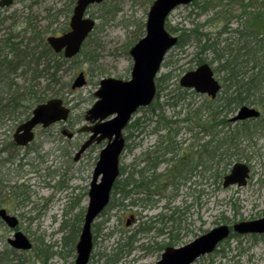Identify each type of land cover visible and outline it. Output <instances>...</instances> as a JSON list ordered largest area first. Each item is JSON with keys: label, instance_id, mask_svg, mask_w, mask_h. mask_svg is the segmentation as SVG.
Segmentation results:
<instances>
[{"label": "rangeland", "instance_id": "rangeland-1", "mask_svg": "<svg viewBox=\"0 0 264 264\" xmlns=\"http://www.w3.org/2000/svg\"><path fill=\"white\" fill-rule=\"evenodd\" d=\"M154 1L107 0V7L115 6V4L119 6L120 12L112 21L105 20L107 16L105 8L93 5L88 10V15L95 19L97 26L93 33V40H89L85 48L86 54H80L79 57L62 65L64 69L57 74V78L60 79L59 83H52L45 78L36 81L38 82L37 91L50 88L51 90L47 89L43 95L49 97L56 93V97L62 100L63 106L71 110L65 123L66 127L70 125L72 128H69L70 130L75 131L84 124L86 111L96 101L94 93L99 88L100 80L111 77L127 81L131 77L133 64L128 51L145 35V30L144 33L138 35L137 26L141 21H146L148 9ZM207 1H211L209 16L214 15L212 28L215 32L220 29L218 27L221 25L222 16L230 18L231 27L234 28L237 25L244 27L260 24L258 23L260 20L254 15L264 14V0H235L231 5L229 0H197V5H191L192 3L179 5L174 9L169 14L168 24L179 28L181 26L190 28L193 20L203 21L205 16L198 19L196 13L201 12L200 5ZM75 3H72V0H17L8 9L0 7L1 48H8L1 43L11 32L16 35L21 34V38H18L21 43L27 42V39H33L34 28L22 32L23 28H26L25 21H28L30 26L32 18L36 20H33L34 23L31 24L36 25L38 30H42L41 32L61 30L64 27L63 21L72 15L70 8ZM14 12L19 13L13 14ZM262 20L264 21V15ZM171 33L174 36L178 35ZM193 52V45L181 49L177 46L171 48L164 58L157 78L162 74L171 73L173 82L178 83L182 75L189 71L187 69L190 67L189 60ZM34 66L33 64L31 67ZM23 69L18 71L22 75L19 74L20 77L15 78L21 90L34 83L29 79L30 75L22 72ZM79 73L84 74L86 83L73 90L71 85ZM165 93L162 90L159 105L164 103ZM189 101L199 105L202 99L194 95L186 102ZM172 112L171 109L167 110L168 118H172ZM25 116L27 115L23 114L21 119ZM133 117V120L140 119L142 122L144 117L150 118V114L147 108H141ZM156 118L154 116L152 120H144V126L147 127L146 136L141 135L143 129L138 132L133 131L131 137H129V130L125 131L126 145L133 146V151L130 152L129 148L125 147L120 159L121 167H124L126 171L124 177L128 174L129 167L132 166V158H138L144 147L155 143L156 138L151 133L157 130L154 126ZM172 119H175L174 116ZM181 119L182 117L179 118ZM179 124L177 127L183 130L186 124ZM65 125L60 123L50 128V132L56 134L55 139H52L53 137H50L48 132L37 129V137L34 143L29 145L28 150L32 151L39 146L37 150L39 152H30L28 156H23L24 152L20 149L11 147L10 140H8L9 133L1 134L8 128L0 133V139H3V144L7 149L0 155V180L4 187H0L2 188L0 208L7 209L10 214L18 216L20 219L18 230L33 243L32 249L27 252L12 249L7 240L12 238L16 231L0 222V264H74L76 251L69 255L68 249L62 248V236L65 233L64 228H71V224L81 210H83L81 216L84 218L88 203V196L86 197L85 192L89 190L92 172L103 144L90 147L79 161H74L77 145L86 138V135L79 133L73 139L59 137L60 130L62 127L65 128ZM262 125H264V113ZM262 133L263 136L259 140H253L252 151L246 153L250 160L241 159L251 169V177L246 186L224 189L221 187L222 178L214 184V188L206 189L201 184H195L198 179L190 178L187 185L178 187L177 192L166 188L164 198L153 195L150 198L152 203L150 201L139 202L135 207L131 206V196L122 200L121 195L117 194L115 199H111L110 206L93 224L94 250L89 264H106L101 258L102 254H110L115 248L116 241L121 237L124 238L125 235L135 233L139 223L159 214L173 217L172 220L170 218L171 222L167 228L169 227L173 235L177 234L178 238L175 239L168 235L166 239L162 237L158 240L166 244L170 239L174 244H178V247L189 244L190 241L221 224L232 225L258 216L264 210V130ZM182 135L180 137L185 138ZM15 152L17 156H14L13 161H7ZM143 166L140 163L136 168L142 169ZM158 170L164 174L162 172L165 167H159ZM136 198L145 200L146 197L134 196L133 200ZM21 199H23V204L20 206ZM144 205L145 207H142ZM167 205L168 211L164 209ZM176 210L180 212L179 215H175ZM131 216L135 217V220H132ZM147 233L138 234L134 244L135 250L124 256L125 258L117 255L120 259L116 264H155L158 262L164 247L157 250L156 248L151 249L146 253L145 248L141 246L151 245L152 239L149 237L154 236L153 231ZM43 248H46L47 253L42 250ZM62 250L64 257H61L59 253ZM46 255L49 256L47 260ZM193 264H264V236L247 235L229 239L224 241L212 254L201 257Z\"/></svg>", "mask_w": 264, "mask_h": 264}, {"label": "water", "instance_id": "water-1", "mask_svg": "<svg viewBox=\"0 0 264 264\" xmlns=\"http://www.w3.org/2000/svg\"><path fill=\"white\" fill-rule=\"evenodd\" d=\"M195 0H155L149 7L145 22V35L129 50L133 66L130 79L124 81L107 77L99 82V88L94 93L96 101L88 108L84 115L85 125L78 128V132L89 133L88 139L80 146L74 160L77 161L90 145L105 141L100 150L98 160L93 169V176L89 187V201L84 214L79 240L75 245V264H88L93 251V222L108 206L111 191L120 175V157L124 151V130L131 122L133 114L141 107H147L155 98V78L158 76L166 54L174 47L177 37L166 30L165 25L169 14L179 5H189ZM13 0H1L0 6L8 7ZM72 10L70 30L62 36L48 38V44L57 52H63L68 59L74 58L84 41L93 31L95 21L86 16V10L93 4H100L104 0H77ZM180 86L188 88L201 95L215 98L221 85L216 79L209 64L188 71L179 80ZM85 84L83 73H79L72 88ZM70 110L63 106L61 99H52L40 104L33 110L32 117L25 121L14 138L17 144L25 146L32 141V130L38 124L49 126L57 121H66ZM260 112L252 107L243 106L237 110L233 121L258 118ZM71 136V134H69ZM229 173L224 176L223 188L236 185L245 186L250 172L245 163H235ZM0 217L8 227L15 229L18 219L10 216L4 209L0 210ZM238 234H264V216L253 221H242L232 226L226 224L212 228L207 233L190 241L179 248L169 247L161 254L156 264H192L201 256L212 254V251L228 239L231 232ZM9 244L16 250H29L32 242L21 231L8 239Z\"/></svg>", "mask_w": 264, "mask_h": 264}, {"label": "trees", "instance_id": "trees-1", "mask_svg": "<svg viewBox=\"0 0 264 264\" xmlns=\"http://www.w3.org/2000/svg\"><path fill=\"white\" fill-rule=\"evenodd\" d=\"M74 1L72 0V3H75ZM232 1L235 0H229L230 5L233 4ZM196 2L197 0L190 4L197 5ZM106 5L107 0H104L99 7L105 8L104 10L107 12L105 20L112 21L120 12L119 6L115 4V6L107 7ZM209 6H211V1L203 3L200 5L201 12L196 13V18L198 19L201 16H205L203 21L195 22L193 20L190 28L184 26L180 28L174 27L168 24L167 21L166 30L178 34L176 45L178 48L181 49L193 45L194 52L189 60L190 67L187 70H192L203 65V63H208L211 66L216 78L221 83L219 95L214 100L205 97L199 105H195L191 101L186 102L191 100L196 93L180 87L177 82H173L171 73L162 74L161 77L156 78V98L150 107L147 108L150 118L144 117L143 120H152L156 116L157 120L154 126L160 129H167V132H172L175 126L180 125L179 123L181 125L197 124L200 129L208 127L211 135L213 178L215 183H217L223 178L233 162H240L241 159L250 160L246 153L252 151L253 140L256 139L257 135L255 133V125L250 120L240 121L236 127L229 124L227 122L229 114L235 113L240 107L252 105L264 111V21L262 20L264 14L256 13L254 15L255 18L260 20L258 22L260 24L245 25L244 27L237 25L234 28L231 27L230 18L222 16V19H220L221 25L218 27L220 29L215 32L214 28H212L214 15L209 16ZM70 12H72V8H70ZM137 27L139 29L138 35L144 33L145 22L141 21ZM94 31L84 42L82 50L76 57H79L80 54H86L85 48L88 46L89 40H93ZM1 44H4V47L11 46V43L6 41ZM28 56L31 57L33 54L31 53ZM56 61L57 66L51 64H47L48 66L43 65L44 70H47L46 74L53 70L50 78L44 76L47 80L52 77L54 79L53 83L57 82L53 77L54 73L61 71L62 65L67 62L64 60L65 62L63 61V63L60 58ZM5 68L7 71H16L17 66L11 67L10 65ZM35 85L37 86L38 83H35ZM32 86L21 90L20 86H13L8 80L2 79L0 83V101L6 99L7 103L2 104L3 102H0L1 113L6 115L13 114L15 111L28 113L36 103L42 101L45 98L43 95L44 91H47V89H39V92L36 87ZM162 90L166 92V99L162 105H159ZM168 109L173 111L171 117L173 118L174 116L175 119L168 118L166 115ZM181 117L182 119L179 120ZM143 125L140 119L132 120L126 127L129 130V137H131L133 131H140ZM219 128H222L223 131H220ZM130 170L124 177L126 171L124 167H120V177L122 178L121 180L119 178L113 187L112 200L113 198L115 199L117 194L121 195L122 200L128 199L134 186L139 192H144L145 190L152 191L165 183V189L170 188L176 191L180 185L185 186L189 181V179L181 178L174 180L172 177L174 174L171 175L166 172L162 175H157L155 178L147 179L148 176L145 175L142 169L133 167L132 171L135 172ZM82 213L83 210L78 216L76 215L77 218L74 221L75 223L71 224V228H64L62 248L64 250L67 248L69 255H72L75 251L74 244H76L82 228L80 227L83 221ZM151 228L152 225L148 220L142 222L138 231L128 236L125 235L124 238L121 237L115 242V248L112 249L111 253L102 254L101 258L105 260L106 264H116L120 259L119 257H124L135 250L136 234L138 232L144 233ZM235 237L237 236L232 235L230 239ZM42 250L47 253L46 248ZM59 253L61 257H64L63 250ZM45 258L47 260L49 256L46 255Z\"/></svg>", "mask_w": 264, "mask_h": 264}, {"label": "flooded vegetation", "instance_id": "flooded-vegetation-1", "mask_svg": "<svg viewBox=\"0 0 264 264\" xmlns=\"http://www.w3.org/2000/svg\"><path fill=\"white\" fill-rule=\"evenodd\" d=\"M1 1V0H0ZM17 0H13V2L8 6V7H2V8H6L8 9L9 7L13 6V4L16 2ZM76 2V0H75ZM76 4V3H75ZM96 5V4H93ZM93 5L89 6L88 9H90L91 7H93ZM74 7V6H73ZM72 7V9H73ZM19 12H14L13 14H18ZM70 19L71 16L69 17V19H65L63 22L64 27L61 30L55 31V32H41L40 30H38V27L34 24L33 20H36V18H32L30 20V26H29V22L25 21V26L22 32L25 30H30L31 28H34V32L32 33L33 35V39H27V42H23L21 43V41H19L20 39H18L21 34H14L13 32H11L8 36H6L5 40L6 42H10L11 46L8 48H0V83L1 80H8L10 83L13 84V86H18V83L16 81L15 78L20 77V75H22V73H18L19 70H21L22 68H24L22 71L25 75L28 74V76L30 75L29 79L34 82L32 87H36L35 83H38L36 81H41L43 80V78H45L44 76H47L48 78H50L51 73L53 72L50 71V73L46 74L47 70L45 71L43 68V65H47V64H51V65H55L57 66V59L60 58L62 60V62L64 60H66L67 62L70 61L71 59L66 58L65 56H63V52L57 53L53 47H51L48 44V38L52 37V36H62L64 33H66L67 31L70 30ZM18 19H16L17 21ZM54 22L51 21V24ZM37 30V31H36ZM24 36V35H22ZM21 38V37H20ZM16 39H18V41H16ZM19 42V43H18ZM44 48V49H43ZM43 50V51H42ZM45 50V51H44ZM5 51V52H2ZM43 52V53H42ZM33 54V56H28L29 54ZM26 56V57H24ZM65 62V61H64ZM63 62V63H64ZM35 65L34 67H31L32 65ZM11 67H16L14 70L11 71H7L5 67L10 66ZM29 66V67H28ZM48 66V65H47ZM64 69V67L62 68ZM4 70V71H3ZM60 71L56 72V74L54 73L53 77L57 80L56 83L60 82V79L57 78V74ZM53 74V73H52ZM12 75V76H11ZM15 75V76H14ZM54 79L51 77V79H49L48 81L52 82ZM75 82V81H74ZM73 82V83H74ZM53 83V82H52ZM55 83V82H54ZM51 84V83H50ZM72 88V85H71ZM48 91H50V88H47ZM73 89V88H72ZM76 90V89H73ZM40 92V91H39ZM196 93V92H195ZM56 93L55 94H51L49 95V97H45L43 98L42 101L36 103L34 105V107L28 112H18L15 111L13 114H8L6 115L5 113H1V107H0V133L3 132V130H6L8 128V130L6 132L1 133L2 135H7V133H9L10 135L8 136V140L9 144L11 145V147L16 148V149H20L21 152H24L23 156H28L30 152H36L37 150H39V146H36V148L32 149V151L29 149L28 147L29 145H32L35 141V138L37 137V129H41L44 132H48L47 134L50 137H53L52 139H55L56 134H52L50 132V128H52L53 126H56V124H60V123H65L67 122H63V121H57L54 124H51L49 126H45L43 127V125L38 124L34 127V129L32 130V133L34 134V137L32 139V141H30L29 143H27L25 146L17 144L14 138L15 132L17 131V129L24 124L25 121L29 120L32 115H33V110L35 107H37L40 104H44L45 102L52 100V99H60L58 97H56ZM196 95H198L202 100L205 97H208L209 99L214 100L215 98H217L216 95L215 98H211L207 95H201L199 93H196ZM6 99L1 100L0 102H3L2 104L7 103L5 101ZM193 103V102H192ZM252 108H254L255 110H257L258 112H260L259 117L258 118H248V120H250L252 123H254L255 125V133L256 135V141L260 139V137H262L263 135V130H264V125H262V121H263V113L264 111H261L260 109H258L257 107H255L254 105L250 106ZM238 110V109H237ZM23 114L27 115L24 117V119H21V117H23ZM237 111L233 114H229L228 116V120L227 122L229 124H231L232 126H237L238 122H240L241 120L238 121H233L232 119L236 116ZM70 115V114H69ZM69 118V116H68ZM246 120V121H248ZM143 124H144V120H142ZM12 126V127H10ZM67 125H65V128H61L60 130V134L58 135L59 137H64L66 139H73L74 137H76L79 132L77 133V131H72L70 129H72L70 127V125L68 124V127H66ZM70 128V129H69ZM147 127H145L143 125L142 129H143V133L141 134L142 136H146L147 135ZM261 128V129H260ZM220 131H223L222 128H219ZM174 130V131H173ZM172 130V132H167V129L165 130L157 128L156 131H153L151 134H153L156 138L155 143L151 144L150 146H146L143 148V150L140 152L139 157H133L132 160V166L129 167V170L131 172H135L132 171L133 167H137L138 164L142 163L143 168L142 171L145 173L147 177V179H151V178H155L157 175H162L160 172H158L159 167L164 166L165 170L162 173H168V174H174L173 179L176 180L178 178V176H181V179H189L190 178H196L198 179V181L195 182L196 185L201 184L203 186L206 187V189L208 188H214V184H215V179L213 178V167H212V157H211V153H212V149H211V135H210V131L208 129V127H206L205 129H200V126L195 124V125H184L183 130L178 128L177 126L174 127V129ZM225 130V129H224ZM0 134V135H1ZM69 134H71V136H69ZM86 135V138L82 141L79 142L77 145V148L79 149L80 146L85 142V140L88 139L89 137V133H84ZM184 134V135H182ZM185 136V138H181L180 136ZM51 139V140H52ZM3 139H0V155L2 153H4L6 149L5 145L3 146ZM101 144H104L101 143ZM127 144V143H126ZM94 145H99L97 143H94L92 145L89 146L92 147ZM3 146V147H2ZM2 147V149H1ZM125 147L127 148L128 145H125ZM89 148L86 150L88 151ZM130 152L133 151V146L132 147H128ZM77 149V151H78ZM76 151V152H77ZM86 151L84 153H86ZM39 152V151H37ZM82 153L79 157V159L81 158V156L84 154ZM16 152L12 155H10V157L8 158L7 161H13V159L17 156L15 155ZM76 155V154H75ZM15 156V157H14ZM79 159L77 161H79ZM75 161V160H74ZM199 161V162H198ZM199 163V165H197ZM237 163L236 161L233 162L231 164V167L233 164ZM190 164H192V166H190ZM231 167L229 168V170L226 172L227 174L229 173ZM225 173V175H227ZM224 175V176H225ZM223 176V178H224ZM250 176V175H249ZM251 177V176H250ZM250 179V178H249ZM247 185V184H246ZM245 185V186H246ZM182 186V185H181ZM0 187L4 188L2 186V181L0 180ZM165 183L162 184L161 187L155 188L152 191L150 190H145L144 192H139L138 189L134 186V188H132V193H131V197L132 199H130V203L132 207H135L138 205L139 202H151L150 198L154 195H157L159 197H165ZM223 188V186H221ZM230 187H238L236 185H230ZM230 187L224 188V189H230ZM242 187V186H241ZM239 187V188H241ZM1 188V189H2ZM0 189V191H2ZM178 189V188H177ZM177 192V190H176ZM211 193V191H210ZM86 197L88 196L89 199V194L88 192H85ZM139 195H143L145 196V200H141L140 198H136L133 200L134 196H139ZM173 199V197L171 198ZM22 201L19 203V205L21 206L23 204V199H21ZM26 202V199H25ZM134 203V204H132ZM150 203V204H151ZM150 206V205H149ZM145 207V206H142ZM3 208H0V210H2ZM164 209L166 211H168V205L164 207ZM188 209V208H187ZM6 211V213L10 216L15 217L16 219H18V225L15 229L16 232L18 231V226L20 224V219L18 218V216L12 215L10 214V212L7 209H4ZM175 212V215H179L180 212ZM264 216V210L263 212L259 213L258 216L253 217V219H249V220H242V221H253V220H257L260 218H263ZM132 220H135V217L131 216ZM173 219V217L166 215V214H162V215H156V217H150V219H148V222L152 225V228L147 230L146 232H144L143 234L149 232V231H153V235L154 236H150L149 239L151 238V245H147V247H145L144 245L141 246L145 248V252L147 253L148 251H150L151 249H155L156 250L158 248L162 249V247H164V250L166 248L169 247H178V244H174L173 242H171L170 239H168L166 244H163L162 240H158L162 237H164V239H166L168 237V235L172 236V238L174 237L175 239L178 238V235H173V233L171 231H169V227L167 228L168 224L171 222V220ZM179 218H181L179 216ZM240 221V222H242ZM0 222L4 223L6 227H8V224L2 220V218L0 217ZM239 223V222H236ZM236 223H233L232 225L227 224L230 228V230L232 229V226ZM140 223L138 226L137 231L140 229ZM11 229V228H10ZM20 231V230H19ZM15 232V233H16ZM14 233V235H15ZM142 232H138L136 235L138 236V234H141ZM148 234V233H147ZM13 235V236H14ZM232 235H236L237 237H243V236H264V234L262 235H258V234H238V233H232ZM171 238V239H172ZM30 240V239H29ZM8 241V240H7ZM153 242V245H152ZM9 243V241H8ZM11 246V245H10ZM155 246V247H154ZM12 247V246H11ZM13 248V247H12ZM16 250V249H14ZM216 250V249H215ZM19 251V250H16ZM20 251H25V250H20ZM27 252V251H25ZM161 255V254H160ZM203 257V256H201Z\"/></svg>", "mask_w": 264, "mask_h": 264}]
</instances>
